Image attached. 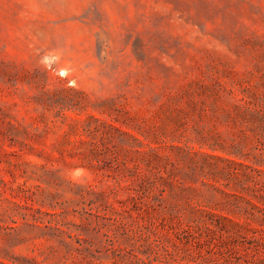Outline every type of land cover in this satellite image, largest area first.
Wrapping results in <instances>:
<instances>
[{
  "label": "rangeland",
  "instance_id": "374dc122",
  "mask_svg": "<svg viewBox=\"0 0 264 264\" xmlns=\"http://www.w3.org/2000/svg\"><path fill=\"white\" fill-rule=\"evenodd\" d=\"M0 264H264V0H0Z\"/></svg>",
  "mask_w": 264,
  "mask_h": 264
}]
</instances>
